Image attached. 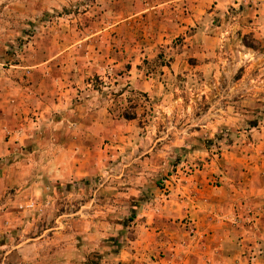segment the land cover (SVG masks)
<instances>
[{
    "label": "rangeland",
    "instance_id": "374dc122",
    "mask_svg": "<svg viewBox=\"0 0 264 264\" xmlns=\"http://www.w3.org/2000/svg\"><path fill=\"white\" fill-rule=\"evenodd\" d=\"M101 1L104 0H0V96L4 86L1 79L7 75V70L34 60L37 51L44 52L48 41L69 42L67 38L72 35L76 41L95 32L99 33L92 37H100L101 25L107 24L104 17L103 21L99 19ZM173 20L177 21L163 9L146 19H138L136 31L128 29L124 33L121 47L118 45L123 35L117 40L114 33L106 34L104 41L108 44L104 48L107 49L100 55L91 47L83 52L81 42L76 44V49L82 53L78 62L83 59L84 65L91 64L95 53L98 58L95 63L102 64L93 66L95 71L83 81L80 76L77 80L71 77L72 72L69 76L61 72L52 80L57 86L52 99L43 101L37 110L30 112L26 121L19 122V127L16 128L18 123L11 124L14 133L0 130L2 141L8 142L14 135L11 140L14 144L19 143L18 139L40 140L39 152L50 157L55 151L54 156H57L59 141L56 139L74 141L79 132V113L75 110L71 117L69 112L84 105L86 113L91 111L99 124L98 127L93 125L92 138L99 141V144L94 142L93 147L106 148L98 152L93 174L86 183L57 184L42 176L39 181L43 184V194L22 196L13 191L17 189L14 185L0 190V264H100L103 256L111 257L133 236L129 224L131 214L127 208V214L120 208L122 200H126L120 193L126 179L119 177L124 165L130 168L134 164L133 157L140 156L135 165L141 169L143 186L150 188L156 184L163 188L164 181L176 171L190 174L209 160L218 163L227 146L239 143L243 148L237 151L244 149L240 152L243 154L264 141V97L257 101L258 97H240L239 92H236L237 97L228 98L224 95L227 92L222 95L245 74L250 55L258 59L264 57V37L244 35L242 43L253 49V53L238 47L245 55L233 52L235 58L230 59V49H202L193 39L186 42L184 39L190 32L182 34L173 26ZM126 60L131 63H125ZM130 67H136L133 72L139 75L135 80L139 82L137 85L128 84L126 77L131 74L126 72ZM17 69L25 78L31 68ZM262 73L264 75V71ZM71 81L73 85L69 84ZM70 86L74 96L70 91L64 93ZM44 87L47 89L45 84ZM145 87L149 89L142 92ZM2 103L8 109L14 105L8 97ZM101 108L104 119L97 112ZM122 113L135 114V118L125 120L119 117ZM219 117L221 121L233 119V124H222L225 126L209 136L212 132L209 125ZM124 138L129 142L125 140L123 144ZM31 145L34 142L29 146L18 144L0 156V179L9 160L16 162L27 148L30 152L38 150L34 148L36 145ZM202 150L207 156L198 155ZM258 153L264 155V146ZM220 164H215L218 169L222 168ZM79 188L82 189L78 194L75 191ZM81 203L90 205L84 207ZM83 211L90 212L93 218L103 212V220H107L103 230L96 229L98 233L105 232L107 237L98 235L91 249L84 248L87 243L80 236L85 233L84 225L80 228L81 224L71 215L77 212L79 217ZM8 213L12 214L6 216ZM53 227L62 234L50 239L51 230L47 229ZM38 235L45 241L35 239Z\"/></svg>",
    "mask_w": 264,
    "mask_h": 264
},
{
    "label": "crops",
    "instance_id": "0c3cea01",
    "mask_svg": "<svg viewBox=\"0 0 264 264\" xmlns=\"http://www.w3.org/2000/svg\"><path fill=\"white\" fill-rule=\"evenodd\" d=\"M100 3L99 19L105 18L104 21H107L106 25L100 27V37L93 38L99 33L94 31L90 33L91 36H83L76 41L74 35L67 38L69 42L60 39L48 41L49 45L43 48L44 52L40 54L37 51L34 60L22 62L7 70V75L1 79L4 86L0 96V130L14 133L11 124L18 123L16 128L19 127V122L26 121L30 112L37 110L43 101L52 99L57 90L52 80L60 76L61 72L66 76L72 72L74 75L71 77L75 76L77 80L80 76L83 81L95 71L93 66L102 64L100 61L99 64L95 63L98 60L95 53L92 54L95 59L91 64L84 65L83 59L78 62L82 53L76 49V44L81 42L83 52L91 47L100 55L107 49L104 48L108 44V41H104V35L114 33L117 40L123 35L118 43L121 47L124 33L128 29L135 32L138 19H146L153 12L159 13L163 9L171 19L175 18V28L184 35L186 31L190 32L184 39L186 42L193 39L202 49H230V59L235 58L233 52L245 55L239 52L238 47L253 53V49L242 43L244 35L264 37V0H104ZM38 56L42 58L38 59ZM120 61L124 62L121 57ZM246 62L248 69L245 74L237 78L234 85L223 91L222 95L227 92L224 94L226 97H237L236 92H239L240 97L256 96L257 101L261 100L264 97V57L258 59L256 55H250ZM125 63L130 64L131 61L126 60ZM17 68H31L29 76L22 78L23 72ZM135 68L130 67V71L126 72L131 74L126 77L130 85L133 82L139 84L135 81L139 78L133 72ZM73 83L69 82L70 85ZM71 88L64 90V93L70 91L71 96H74ZM146 89L149 87H145L142 92H146ZM78 93L81 95L80 91ZM6 97L14 101L11 109L2 103ZM84 104L87 105L86 102ZM79 108L75 107L69 112L71 117L75 110L79 113L77 137L74 141L66 138L64 142L56 139L59 141L57 156H54L55 151L50 157L39 152L42 146L40 140L29 142L18 139L19 143L14 144L11 140H14L15 135L10 136L8 142L0 139V156L18 144L29 146L34 142V148L38 147V150L31 152L27 148L25 155H21L16 162L9 160L1 173L0 190L14 185L17 189L13 191L22 196L43 194V184L39 181L42 176L57 184L87 182L93 174L98 152L102 153L100 151L106 148L98 150L93 147L94 142L99 144V141L92 138L93 125L98 127L99 124L91 111L86 113L85 109ZM97 112L104 119L102 108ZM232 120L221 121L220 117L218 121L214 119L209 125L212 128L209 136L218 131L219 127L225 126L222 124L232 125ZM125 140L129 142L128 138H124L122 143ZM259 143L258 147L254 145L255 148L246 149L243 154L240 152L244 149L237 151L243 148L239 143L237 146H227L228 150L221 153L217 160L222 165L221 169H218L214 159L209 160L207 164L201 165V169L192 170L190 174L176 171L174 176L164 181L163 188L156 184L150 188L143 186L140 180L141 169L135 165V162L139 163L140 156L133 157L134 164L130 168L124 165L119 174L120 178L126 179L120 192L126 200L119 201V207L124 209V214H127L125 208L131 214L129 224L133 236L111 257L103 256L100 264H264V155L258 153V149H263L264 141ZM198 155L207 156V152L202 150ZM8 159L10 156L5 160ZM82 188L75 192L79 194ZM87 204L90 205H82L85 207ZM100 208L104 210V207ZM76 213L71 214L73 220L81 224L80 228L82 225L85 227V233L80 235L87 243L84 248H93L92 243L97 242L98 235L100 238L107 237L105 232L96 231L97 228L103 230V226H107L103 212L95 218L88 211L80 212L79 217ZM55 219L58 217L53 222ZM47 230H51L50 239L62 234L55 227ZM35 239L45 241L41 235Z\"/></svg>",
    "mask_w": 264,
    "mask_h": 264
},
{
    "label": "trees",
    "instance_id": "16d2710c",
    "mask_svg": "<svg viewBox=\"0 0 264 264\" xmlns=\"http://www.w3.org/2000/svg\"><path fill=\"white\" fill-rule=\"evenodd\" d=\"M120 116L125 120H131L134 118L132 115L126 113H122Z\"/></svg>",
    "mask_w": 264,
    "mask_h": 264
}]
</instances>
